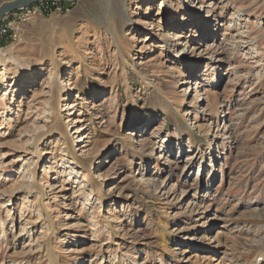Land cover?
I'll return each mask as SVG.
<instances>
[{"label": "rangeland", "instance_id": "rangeland-1", "mask_svg": "<svg viewBox=\"0 0 264 264\" xmlns=\"http://www.w3.org/2000/svg\"><path fill=\"white\" fill-rule=\"evenodd\" d=\"M176 1L122 22L74 0L0 35V264H264V0H202L216 35L191 24L185 60L140 28Z\"/></svg>", "mask_w": 264, "mask_h": 264}, {"label": "bare ground", "instance_id": "bare-ground-1", "mask_svg": "<svg viewBox=\"0 0 264 264\" xmlns=\"http://www.w3.org/2000/svg\"><path fill=\"white\" fill-rule=\"evenodd\" d=\"M6 1H8V0H6ZM125 1L126 0H117L116 4L113 3V6L115 8V12H116V14L119 15L118 18H120V20L122 22L125 20V18H127L126 8H125L126 7ZM148 1L152 2V0H145V2H148ZM201 1L202 0H196V1L195 0H193V1L177 0L176 1L177 5H172V6H170V8H168V9L171 10L168 18L162 17L163 16L162 13H156L157 16L161 15L160 21L161 20L163 21L164 19H166V23H165V20H164L163 23H162L163 25L158 24V23L156 25H154L155 23L154 24L153 23L152 24L151 23L150 24L143 23V25H140V28L142 29V32H147V33H149L151 35L150 38L148 37L147 39H144V41L147 40V42H148L149 40H151V38H153L155 36V35H153V31H155V28H156L157 29L156 31H159V33H160L159 34L160 42L170 52V54H168V55H170V57L173 58V59L185 60L187 52H186L185 48H183L181 45H178V44L181 41V39L183 37H185L186 34L189 32L188 29L191 26V24H195L193 28L196 29V34H194V36H193L194 45H195V41L197 42L196 45H198V43H199V40H197L198 38H200V40L201 39L203 40L205 35H210L212 37H215V35H216V30H213V31L209 32V34L208 33H204V34L201 35V33H199V23H200V21H198V19H195V18L200 17L201 14H203V5L201 4L202 3ZM229 1L231 3L233 0H229ZM165 2H167V0H165ZM34 6H36V5H34ZM146 7L147 8H146L145 12L143 13V18H146V17H148L150 15L149 14V10L151 8L148 5ZM174 7H176V9ZM35 9H38V8H35ZM179 11H180V13H179ZM214 13H215L214 10L208 11L207 16H205L204 20L205 21H209V20H213L214 19L213 21L216 22L217 19L221 18L220 15H215L214 16ZM22 14L23 13L21 12L19 14L14 15V17H20L21 21H22V18H23ZM61 14H63V13H61ZM177 14H183L184 17L179 21V20H177L175 18L177 16ZM20 18H15L14 20L15 21H17V20L20 21ZM127 20H129V19H127ZM206 25L207 24H205L204 31L207 30ZM164 27L165 28H169V29L176 28V30L172 32V37H173L172 39L171 38L169 39V37H167V34L164 32V30H165ZM179 27H181L180 30L177 29ZM228 27H232V26H228ZM2 76H5V74L1 75V77ZM71 85H72V82H71V80H69L68 84L64 85L63 89L64 90L67 89V92H70V90L72 89ZM55 90H56V94H57L56 96H58V94L60 93L62 88H61V86L58 85L55 88ZM4 122H5L4 120H3V122H0V126H3ZM142 138H144V139H143V141H142V143L140 145H142V146L145 145L146 147H150L151 149H153L152 144H153L154 137L152 135L151 136L150 135L149 136L146 135V136H144ZM180 140L181 139L178 138L179 142H180ZM72 143H74V142H72ZM182 146H184V145H182ZM179 150L180 149H178V151ZM195 153H197V155H196V157H194L195 159L193 158V160H196L198 154H200L199 152H197V150L195 151ZM160 157H162V153L160 154ZM162 158L164 159L165 155ZM167 159H169V155H168ZM189 160H192V158L186 157V162H189L188 166L191 167V165L194 164V161H189ZM92 166H93V162L89 166V170H87L85 167H83V168H85L86 171H88L87 180H86V183L88 184L87 187H89V184H91L90 170H91ZM83 185L84 184H82V183H78L77 187L79 188L78 190H80L78 192H81L82 190H84L85 186H83ZM85 191H87V192H85L82 195H85L86 197H88L89 196L88 195V190H85ZM76 194H78L77 191H76ZM112 236H113V234H112ZM255 264H258V262L255 263Z\"/></svg>", "mask_w": 264, "mask_h": 264}, {"label": "built area", "instance_id": "built-area-1", "mask_svg": "<svg viewBox=\"0 0 264 264\" xmlns=\"http://www.w3.org/2000/svg\"><path fill=\"white\" fill-rule=\"evenodd\" d=\"M38 8V9H35ZM71 5L59 0L41 1L36 6L28 7L22 11V21L20 17L5 16L0 23L1 42L9 43L20 38L22 26L34 20L37 17H47L53 14H68L71 11ZM25 12V13H24ZM15 18H20L19 23H15Z\"/></svg>", "mask_w": 264, "mask_h": 264}, {"label": "water", "instance_id": "water-1", "mask_svg": "<svg viewBox=\"0 0 264 264\" xmlns=\"http://www.w3.org/2000/svg\"><path fill=\"white\" fill-rule=\"evenodd\" d=\"M39 1H44V0H8L6 2L0 3V22L2 21L3 17L8 13L14 10L24 9ZM46 1H53V0H46ZM59 1L69 3V2H73L74 0H59Z\"/></svg>", "mask_w": 264, "mask_h": 264}]
</instances>
